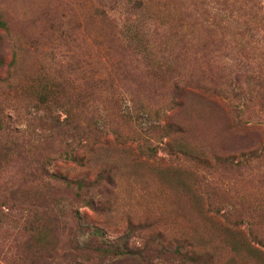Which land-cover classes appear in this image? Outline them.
<instances>
[{
  "label": "rangeland",
  "instance_id": "374dc122",
  "mask_svg": "<svg viewBox=\"0 0 264 264\" xmlns=\"http://www.w3.org/2000/svg\"><path fill=\"white\" fill-rule=\"evenodd\" d=\"M0 117V264H264V0H0Z\"/></svg>",
  "mask_w": 264,
  "mask_h": 264
},
{
  "label": "trees",
  "instance_id": "16d2710c",
  "mask_svg": "<svg viewBox=\"0 0 264 264\" xmlns=\"http://www.w3.org/2000/svg\"><path fill=\"white\" fill-rule=\"evenodd\" d=\"M2 26L5 27L4 24H2ZM14 56H15L14 62H16V59L19 58V56H20L19 52L18 51L15 52ZM4 128H5V120L2 117H0V133H2Z\"/></svg>",
  "mask_w": 264,
  "mask_h": 264
}]
</instances>
